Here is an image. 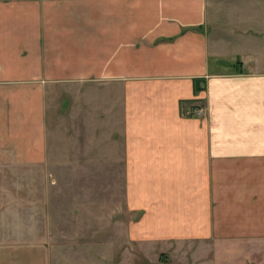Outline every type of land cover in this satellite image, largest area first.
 I'll use <instances>...</instances> for the list:
<instances>
[{"label":"crops","instance_id":"crops-1","mask_svg":"<svg viewBox=\"0 0 264 264\" xmlns=\"http://www.w3.org/2000/svg\"><path fill=\"white\" fill-rule=\"evenodd\" d=\"M54 85L88 86L121 134L110 264H264V0H0L1 160L46 164ZM76 250L0 240V264Z\"/></svg>","mask_w":264,"mask_h":264},{"label":"rangeland","instance_id":"rangeland-1","mask_svg":"<svg viewBox=\"0 0 264 264\" xmlns=\"http://www.w3.org/2000/svg\"><path fill=\"white\" fill-rule=\"evenodd\" d=\"M84 88L49 89L45 165L0 159V240L43 237L55 245L85 246L76 251L89 264H110L111 239L125 237L116 235L115 227L131 219L124 204L121 134L100 123L101 111L98 121L88 115L94 107ZM138 216L134 213L132 219ZM55 253L56 261L61 253ZM119 254V260L124 258L125 250ZM136 259L143 260L139 254Z\"/></svg>","mask_w":264,"mask_h":264},{"label":"trees","instance_id":"trees-1","mask_svg":"<svg viewBox=\"0 0 264 264\" xmlns=\"http://www.w3.org/2000/svg\"><path fill=\"white\" fill-rule=\"evenodd\" d=\"M202 80H196V91L198 92L199 90H201L202 88H201V86H200V82H201ZM192 108H194V107H192ZM165 256L164 255H162L161 256V258L163 259Z\"/></svg>","mask_w":264,"mask_h":264},{"label":"built area","instance_id":"built-area-1","mask_svg":"<svg viewBox=\"0 0 264 264\" xmlns=\"http://www.w3.org/2000/svg\"><path fill=\"white\" fill-rule=\"evenodd\" d=\"M194 113L201 116L203 115V110L201 108H195Z\"/></svg>","mask_w":264,"mask_h":264}]
</instances>
